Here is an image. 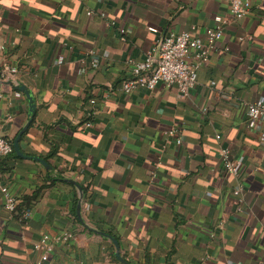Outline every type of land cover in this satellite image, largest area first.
Instances as JSON below:
<instances>
[{"label":"crops","instance_id":"0c3cea01","mask_svg":"<svg viewBox=\"0 0 264 264\" xmlns=\"http://www.w3.org/2000/svg\"><path fill=\"white\" fill-rule=\"evenodd\" d=\"M251 3L183 96L120 87L161 37L229 18L228 0H0V73L17 69L0 82V136L28 126L22 153L50 167L0 171L30 211L10 218L0 192L1 264H122L108 236L128 264H264V122L250 129L243 109L264 100V0ZM66 232L42 263L36 242Z\"/></svg>","mask_w":264,"mask_h":264},{"label":"built area","instance_id":"2783aa9c","mask_svg":"<svg viewBox=\"0 0 264 264\" xmlns=\"http://www.w3.org/2000/svg\"><path fill=\"white\" fill-rule=\"evenodd\" d=\"M230 13L228 17L216 16L215 25L200 32L193 28L181 33L171 32L157 40L146 52L142 61L133 65L130 77L121 83L120 90L124 94H131L137 90H155L163 85L168 89L177 88L186 96L190 90L198 83V71L208 62L212 52L222 40L225 28L231 20L238 21L244 19L251 11V0H228ZM91 15V13H89ZM152 32H155L151 29ZM3 49L0 46V50ZM63 63V58L58 59V64ZM17 74L16 68L6 69L0 73V82L8 81ZM243 109L246 114L248 127L256 129L264 122V100L260 99L254 103L244 104ZM176 130H170L167 135L174 136ZM264 141V133L262 134ZM221 139V136H217ZM177 144H181L180 138ZM14 152L13 143L0 136V157H8ZM223 168L228 174L239 177L241 174V163L231 159L230 150L227 148L220 150ZM243 191L242 186L233 191V195L239 197ZM0 192L4 198V212L10 218L18 213L22 204L3 184L0 179ZM21 217L25 220L30 218V211H23ZM73 238V234L66 232L60 237L53 238L50 235H43L34 245V249L41 253V262H49L56 246L62 242H67ZM2 245L0 238V264L2 259Z\"/></svg>","mask_w":264,"mask_h":264},{"label":"water","instance_id":"95a60500","mask_svg":"<svg viewBox=\"0 0 264 264\" xmlns=\"http://www.w3.org/2000/svg\"><path fill=\"white\" fill-rule=\"evenodd\" d=\"M7 84H9V85H11V86H14L12 82H8ZM15 88H16L17 90H19V91L25 93L26 96H27V98H28V100H29V103L32 105V103H33V99H32V97L30 96V93H29V91L27 90V88H25L24 86H16ZM32 107H33V106H32ZM27 129H28V126H26V127L20 132V134L17 136V138L15 139V141H14V143H13V148H14V152H15V154H16L18 157L22 158V159L33 160V161H36V162L42 164V165H43L44 167H46V168H50V167L47 165V163H46L43 159L38 158V157H30V156H26V155H24V154L22 153V151H21V149H20V144H19V143H20V139L22 138L23 134L27 131ZM70 183L73 184V185H75V186H78V185L76 184V182H74V181H70ZM79 190H80V192H82V188L79 187ZM82 199H83V194L81 193V200H82ZM77 214H78V216H79V218H80V205L78 206ZM80 219H81V218H80ZM100 234L103 235V236H107V235H105L104 233H100ZM108 238H109V239L113 242V244L115 245V248H116V254H115V255H116L117 259H118L122 264H128L124 259H122L121 255H120V246H119L118 241H117L115 238L110 237V236H108Z\"/></svg>","mask_w":264,"mask_h":264},{"label":"trees","instance_id":"16d2710c","mask_svg":"<svg viewBox=\"0 0 264 264\" xmlns=\"http://www.w3.org/2000/svg\"><path fill=\"white\" fill-rule=\"evenodd\" d=\"M7 159H18V156L15 154V152H13L11 155H9L8 157H0V171L2 173H7L8 172V169H7V165H6V160ZM76 203H78V201H76ZM28 210L27 208H25V205H20L19 206V209H18V213H21L23 211H26Z\"/></svg>","mask_w":264,"mask_h":264}]
</instances>
